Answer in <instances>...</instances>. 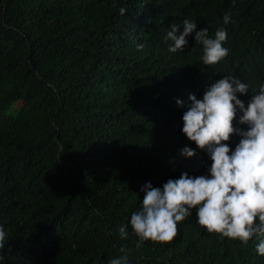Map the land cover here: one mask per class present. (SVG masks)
Listing matches in <instances>:
<instances>
[{
  "label": "trees",
  "instance_id": "16d2710c",
  "mask_svg": "<svg viewBox=\"0 0 264 264\" xmlns=\"http://www.w3.org/2000/svg\"><path fill=\"white\" fill-rule=\"evenodd\" d=\"M185 19L224 28L229 54L204 65L195 33L169 52ZM225 76L246 106L264 85V0H0V264H110L121 247L128 264H264L257 238L221 239L195 210L168 244L137 248L130 225L146 184L210 175L177 100Z\"/></svg>",
  "mask_w": 264,
  "mask_h": 264
},
{
  "label": "clouds",
  "instance_id": "9594fccd",
  "mask_svg": "<svg viewBox=\"0 0 264 264\" xmlns=\"http://www.w3.org/2000/svg\"><path fill=\"white\" fill-rule=\"evenodd\" d=\"M126 12L120 8L121 15ZM230 20V14H225L224 24ZM192 33L203 46L204 65H215L229 54L223 47L227 39L224 28L211 37L207 28L197 31V23L188 19L182 25L170 26L166 36L172 42L169 52L183 50ZM248 89L239 78L225 76L206 87L203 99L190 95L187 105L177 100L178 106L187 108L182 116V132L208 153L212 161L210 175L190 177L185 172L178 179H169L162 189L151 183L143 186L140 209L130 218L133 235L139 241L137 248L148 241L172 242L178 224L195 210L198 224L209 233L243 245L255 237L259 240L255 250L264 256V85L246 106L237 94L244 95ZM238 113L242 115L238 117ZM233 139H240L235 148L229 146ZM195 154L187 146L180 152L185 158ZM119 231L121 238H126V229L121 227ZM6 239L0 226V250L5 248ZM120 252L122 255L110 264H128V249L121 247Z\"/></svg>",
  "mask_w": 264,
  "mask_h": 264
}]
</instances>
